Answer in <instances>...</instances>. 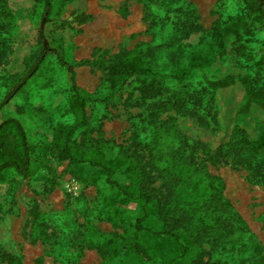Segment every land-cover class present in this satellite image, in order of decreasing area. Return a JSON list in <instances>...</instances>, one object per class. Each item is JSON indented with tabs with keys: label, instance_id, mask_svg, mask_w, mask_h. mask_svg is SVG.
<instances>
[{
	"label": "rangeland",
	"instance_id": "rangeland-1",
	"mask_svg": "<svg viewBox=\"0 0 264 264\" xmlns=\"http://www.w3.org/2000/svg\"><path fill=\"white\" fill-rule=\"evenodd\" d=\"M6 3L15 23L10 31L12 40L3 47L0 58V101L13 87L10 76L23 74L38 52L37 28L43 8L42 0ZM51 3V49L73 64L82 99L93 100L85 107L91 135L112 144L113 151L107 158L116 155L118 146H122L133 153V158L144 156L142 164H146L147 170L150 157L141 145L150 141L155 126L172 118L190 142L201 140L215 148L228 138L232 117L234 120V114L228 117V110L241 101L243 91L239 86L221 91L223 133L210 118V129L199 128L194 120L183 119L169 108L185 92L202 89L204 76L224 73L222 57L210 31L218 20L237 13L235 0H182L170 11L136 0ZM80 14L91 15L92 20L78 25L75 19ZM255 38L260 40V32ZM137 47L139 58L154 74L129 79L110 96L111 66L120 52H131ZM194 51L206 60L203 72H195L183 81L171 78L179 69L188 67ZM258 51L259 45L253 44L241 62L250 67L251 75L258 74L263 84L264 69L251 66H257ZM69 90L68 73L56 55L50 54L0 112V122L9 117L20 121L32 148L31 157L37 162L31 177L23 178L9 171L0 182V264H9L14 256L20 257L22 264H150L140 250L142 245L151 247L154 240L148 234L137 237L133 228L140 216L138 205L124 203L121 196L117 197L98 169L71 167L67 161H57L49 151L54 125L71 124L74 120L69 109ZM17 107L25 112L18 114ZM248 127L255 137L252 121ZM80 139L78 134L76 140ZM190 142L184 147L185 155L192 153L198 161L205 159L204 153L194 151ZM204 165L210 175L223 180L225 198L249 230V234L243 235L244 247L237 244L232 250L224 249L231 253L224 259L229 264H263L264 188L249 185L245 171L213 166L209 161ZM112 178L119 184L130 182L122 170ZM160 183L158 180L147 185L154 188ZM144 224L158 230L162 222L151 217ZM115 249L121 252L113 257ZM220 249L214 248L213 259L220 258L216 252ZM102 255L108 262L103 261Z\"/></svg>",
	"mask_w": 264,
	"mask_h": 264
},
{
	"label": "trees",
	"instance_id": "trees-1",
	"mask_svg": "<svg viewBox=\"0 0 264 264\" xmlns=\"http://www.w3.org/2000/svg\"><path fill=\"white\" fill-rule=\"evenodd\" d=\"M149 5H160L167 11L182 0H136ZM43 8L39 15L37 49L34 59L20 76L11 75L13 86L0 101V112L12 98L26 85L42 67L50 54H55L70 79L69 109L73 122H58L53 127L51 155L57 161H67L74 168L88 167L98 169L105 175L109 187L121 196L124 203H134L139 207L140 216L133 225L137 237L148 234L154 240L151 247L140 252L150 264H229L228 249L239 244L244 247L243 235L249 230L243 219L225 198L224 183L220 177L210 175L204 165L209 161L213 166L230 167L246 172V181L251 186L264 188V83L258 74L249 71L241 59L253 44L259 45L255 69H264V0H235L237 13L218 20L210 31V36L222 57L225 71L214 76H204V86L199 91L185 92L175 99L169 109L183 119H192L199 128L210 129L207 118L218 131L224 132L220 125L221 91L239 86L243 95L241 101L228 110L232 117L230 134L225 141L210 148L201 140L190 139L181 131L175 118L155 126L149 142L141 149L150 157L148 169L142 164L144 156L129 153L128 148L118 146L113 151L108 141L94 139L85 110L86 101L82 99L76 83V73L71 62L63 60L56 50L51 49L49 27L52 24L51 0H42ZM6 0H0V58L3 47L12 40L15 21ZM92 20L91 15L80 14L75 19L78 25ZM260 32V40L256 33ZM139 47L131 52L122 51L110 68V96L119 91L132 78L150 77L154 70L140 58ZM206 60L197 51L191 53L188 67L170 75L183 81L195 72H203ZM17 113L25 110L17 107ZM165 110V109H164ZM253 122L256 136L249 133L248 123ZM251 124V123H250ZM82 136L80 141L76 136ZM192 143L194 151H200L205 159L197 160L191 153L185 155V146ZM112 150V151H111ZM32 148L27 134L16 118L9 117L0 122V182L6 172L12 171L20 177L29 178L37 170V162L32 159ZM111 155V154H110ZM205 160V161H204ZM122 170L129 178V184H119L112 177ZM153 173V175H151ZM161 180L158 187L148 188V183ZM163 189L165 193H163ZM108 202V201H107ZM157 218L162 225L158 230L145 226V221ZM238 234L235 238H231ZM226 244H231V247ZM205 246H209L207 249ZM220 247V258L213 259L214 248ZM261 248V247H259ZM121 251L115 249L113 257ZM207 260L204 261V258ZM103 261L108 262L102 255ZM9 264H22L18 256L11 257ZM264 264V263H263Z\"/></svg>",
	"mask_w": 264,
	"mask_h": 264
}]
</instances>
